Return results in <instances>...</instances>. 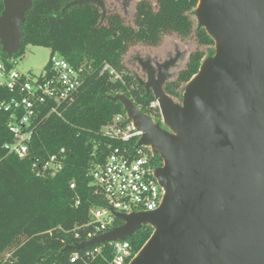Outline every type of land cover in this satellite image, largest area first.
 Here are the masks:
<instances>
[{
  "label": "water",
  "instance_id": "95a60500",
  "mask_svg": "<svg viewBox=\"0 0 264 264\" xmlns=\"http://www.w3.org/2000/svg\"><path fill=\"white\" fill-rule=\"evenodd\" d=\"M33 1L3 0L0 50L9 57L21 47ZM87 4L106 14L104 0H73L62 12ZM195 18L214 54L180 103L163 92L180 54L155 67L138 59L146 74L139 85L152 93L166 130L125 95L107 97L141 133L136 147L162 160L160 207L115 214L120 226L70 250L124 241L149 226L151 237L130 264H264V0H198Z\"/></svg>",
  "mask_w": 264,
  "mask_h": 264
},
{
  "label": "trees",
  "instance_id": "16d2710c",
  "mask_svg": "<svg viewBox=\"0 0 264 264\" xmlns=\"http://www.w3.org/2000/svg\"><path fill=\"white\" fill-rule=\"evenodd\" d=\"M72 1L34 0L21 25L19 51L9 57L0 50L3 59L16 60L28 45L44 47L50 56L58 54L85 73L63 116H50L38 125L28 146L29 155L22 161L8 156L5 146L12 144L14 137L7 127L8 114L0 108V264H107L111 256L105 248L93 261L70 262L72 254L81 253L69 247L85 239L90 209L103 204L88 172L102 165L114 149H125L132 156L139 150L149 152L148 148L136 147L139 138L125 144L101 135V128L115 116L126 117L122 105L107 97L125 95L155 124L161 122L158 107L152 105V93L147 95L139 85L140 77L129 70L125 57L135 46H159L165 36L174 35L180 41L192 38L196 48L189 53L184 67L163 86V92L180 103L185 86L197 74L202 60L214 54L213 40L197 27L198 0H139L130 20L112 6H106L104 16L93 4L62 12ZM2 11L0 0V14ZM105 64L122 82L100 75ZM10 97L0 88V103ZM127 123L128 119L122 125ZM61 149L65 159L59 173L38 178L30 174L31 163H44ZM153 160L156 167L162 165L158 155ZM152 232L151 227L142 226L127 240L134 253Z\"/></svg>",
  "mask_w": 264,
  "mask_h": 264
},
{
  "label": "built area",
  "instance_id": "2783aa9c",
  "mask_svg": "<svg viewBox=\"0 0 264 264\" xmlns=\"http://www.w3.org/2000/svg\"><path fill=\"white\" fill-rule=\"evenodd\" d=\"M15 65V59L0 57V88L11 95L8 101L0 103V108L8 114L7 127L14 137V142L5 146L8 156L22 161L29 155L28 146L38 125L50 116H63L77 95L85 73L83 68L72 66L58 54L50 56L44 73L37 78L30 73L18 72ZM104 74L122 82L121 77L108 64L100 71V75ZM126 119L127 116H115L110 124L101 128V135L125 144L132 138H139L141 133L130 121L122 125ZM148 149L149 152L139 150L136 156L125 149H114L102 165L93 166L89 170L91 183L102 196L103 204L90 209L87 224L89 230L85 239L78 243L89 241L120 226L122 222L117 224L120 220L115 214L129 216L150 213L160 207L165 192L155 177L158 167L153 160L154 154ZM64 159L65 151L61 149L44 163H31L30 174L36 178L46 175L52 177L63 169ZM73 187L71 184L70 188ZM127 240L109 241L82 249L81 253L72 254L70 262L80 259L93 261L105 248L111 256L107 264H130L138 252H133Z\"/></svg>",
  "mask_w": 264,
  "mask_h": 264
},
{
  "label": "rangeland",
  "instance_id": "374dc122",
  "mask_svg": "<svg viewBox=\"0 0 264 264\" xmlns=\"http://www.w3.org/2000/svg\"><path fill=\"white\" fill-rule=\"evenodd\" d=\"M104 0L105 6L114 7L122 16L127 20L131 19L133 7L136 1L139 0ZM151 2L153 0H150ZM196 48V44L192 38L185 41H180L176 36L170 35L163 38L162 43L154 48L135 46L128 55L125 57V64L134 72L141 80L146 81V74L138 65V59L142 61H150L155 67L156 64H162L163 62L173 58L177 53L180 54V58L176 65L169 69L168 73L173 77L177 72L184 67L187 57L191 51ZM207 56L202 60V62ZM50 59V51L44 47H33L28 45L25 47L22 56L16 58L15 69L21 73H30L34 77H39L44 73L46 64ZM161 127L164 126L160 122Z\"/></svg>",
  "mask_w": 264,
  "mask_h": 264
},
{
  "label": "flooded vegetation",
  "instance_id": "af4514ba",
  "mask_svg": "<svg viewBox=\"0 0 264 264\" xmlns=\"http://www.w3.org/2000/svg\"><path fill=\"white\" fill-rule=\"evenodd\" d=\"M150 93H151V92H150ZM148 94H149V93H148ZM148 94H147V95H148ZM160 126H161V125H160ZM162 128L165 129V130L167 129L165 126H162Z\"/></svg>",
  "mask_w": 264,
  "mask_h": 264
}]
</instances>
